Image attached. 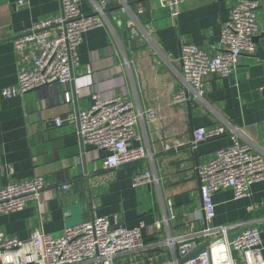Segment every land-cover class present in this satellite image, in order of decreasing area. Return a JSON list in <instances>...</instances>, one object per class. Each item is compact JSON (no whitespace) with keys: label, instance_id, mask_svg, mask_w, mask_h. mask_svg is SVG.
<instances>
[{"label":"crops","instance_id":"crops-1","mask_svg":"<svg viewBox=\"0 0 264 264\" xmlns=\"http://www.w3.org/2000/svg\"><path fill=\"white\" fill-rule=\"evenodd\" d=\"M19 1L0 0V187L40 176L45 188L24 209L0 214V233L28 239L42 226L57 237L94 216L117 215L126 227L143 224L150 248L142 256L120 254L112 264H176L181 260L178 246L168 247L165 239L204 227L198 168L230 146L234 134L264 155V0H252L260 2L255 53L243 54L229 77L205 75L203 99L190 92V99L181 103L172 98L183 87L182 45L218 53L223 25L237 0H180L177 16L157 0H125L127 11L123 0H106L107 23L84 33L73 82L6 98L2 90L18 85L23 65L32 66L15 49L14 39L61 12L59 0ZM82 9L93 13V0H82ZM50 30L53 36L59 33L58 26ZM96 93L157 110L158 120L140 121L132 140L133 147L145 148L147 158L106 168V152L81 145L77 123H55L57 117L91 107ZM219 125L227 128L226 134L193 144L197 128ZM143 172L157 180L135 184V176ZM213 199L215 225L241 223L229 231L230 238L253 225L264 228V180L252 184L249 196L236 198L226 188ZM250 205L255 208L249 210ZM258 249L264 259V232Z\"/></svg>","mask_w":264,"mask_h":264},{"label":"built area","instance_id":"built-area-1","mask_svg":"<svg viewBox=\"0 0 264 264\" xmlns=\"http://www.w3.org/2000/svg\"><path fill=\"white\" fill-rule=\"evenodd\" d=\"M59 16L34 24L32 29L14 39L17 51L23 52L26 63L19 71L17 86L5 87L3 97H13L56 84L67 85L74 80V69L80 64L78 49L86 31L107 23L105 16L106 0L100 3L93 0L94 12L86 14L82 0H59ZM180 0H157L161 8H170L177 16ZM19 5L25 4L20 0ZM122 8L127 11L128 3L123 0ZM259 1L237 0L231 7L221 35V50L215 55L193 43L184 44L180 51L183 87L173 95V103L186 102L190 92L203 99V77L215 74L221 77L233 75L243 54H254L256 37L261 31L258 17ZM138 12H143L141 4ZM59 27L57 36L50 28ZM0 40L2 37L0 35ZM70 93L65 100L71 101ZM154 123L158 120L153 106L138 109L121 97L103 98L98 93L88 109L69 113L66 118L57 117L55 123L75 122L81 145H92L104 150L103 164L106 168L147 158L149 155L142 146L133 147L137 137L136 126L142 120ZM227 133L224 125L199 127L194 131L193 144L196 146L209 139ZM234 142L217 151L215 157L198 168L201 184V212L204 227L188 235L172 237L164 244L178 246L180 259L188 257L196 248L209 239L206 247L187 260L176 264H264L258 247L262 243L264 228L253 225L245 228L235 238H230V230L240 226L215 225V193L232 188L236 198L249 196L253 183L264 180V155L254 150L253 145L242 143L233 135ZM171 146H167L170 149ZM135 184L152 183L157 179L151 173H138ZM67 186V185H66ZM64 186V188L66 187ZM45 188L40 176L0 187V214L22 210L33 199H39ZM171 215L175 216L172 202L168 201ZM254 205L249 206L253 210ZM161 223L158 222L157 226ZM143 224L129 228L119 217L97 215L79 224L68 226L60 236L46 233L43 227L35 229L28 239H20L0 233V264H112L113 259L124 253L142 256L150 248L142 228Z\"/></svg>","mask_w":264,"mask_h":264},{"label":"water","instance_id":"water-1","mask_svg":"<svg viewBox=\"0 0 264 264\" xmlns=\"http://www.w3.org/2000/svg\"><path fill=\"white\" fill-rule=\"evenodd\" d=\"M212 240L213 239H209L206 242H204L203 244H201L188 257H186L185 259H181L180 262H183V261L187 260L188 258H190L191 256L195 255L198 251H200L201 249H203L204 247H206Z\"/></svg>","mask_w":264,"mask_h":264}]
</instances>
